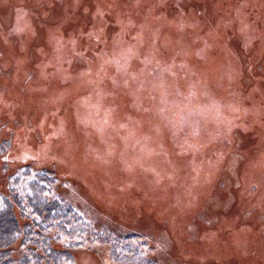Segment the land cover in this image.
Wrapping results in <instances>:
<instances>
[{"label":"rangeland","instance_id":"obj_1","mask_svg":"<svg viewBox=\"0 0 264 264\" xmlns=\"http://www.w3.org/2000/svg\"><path fill=\"white\" fill-rule=\"evenodd\" d=\"M239 10L250 28L247 40L239 33ZM118 12L134 17L130 29L121 31L119 21L124 17ZM146 12L153 15L150 22L154 24L150 25L159 24L161 15L168 20L183 17L190 24L186 34L191 49L200 39L194 41L191 35L208 40L207 55L197 57V61L215 93L225 98L233 89L246 105L261 108L259 114L253 109L247 116L233 118L228 142L214 143L223 148L218 171L211 186L197 193L196 202L190 206L182 200L175 202L176 188L165 178L156 185L159 190L149 191V174L143 167L155 168L139 160H132L128 170L122 168L118 155L124 149L120 139L115 140L119 152L110 156L101 151L106 163L102 164L103 158L96 161L84 151V135L71 113L76 98L88 91L76 82L75 75L89 65L87 72L95 75L99 51L119 33L132 38L135 28L145 23L142 14ZM18 22L24 25L20 29L16 27ZM100 25L102 32L97 36ZM165 25L175 28L169 21ZM55 38L60 39L62 51L57 57L60 51L55 48ZM180 38H184L180 31L163 35L160 49L170 52ZM71 46L73 50L69 51ZM137 56L128 59L118 73H112V66H108L107 75L111 77L102 82L105 96L99 106L103 107L115 93H124L123 101L128 103L124 113L119 101L114 103L110 114L108 110L109 120L137 115L146 108L135 98L138 93L120 90L136 86L133 72L143 65V60L136 61ZM229 63L235 67L232 78H227L223 69ZM58 67L67 71L66 77L56 74ZM121 72L124 74L119 75ZM111 80L120 86L115 88ZM0 96L6 103L0 111V191L10 195L29 176L46 172L54 183L49 197L59 196L70 203L93 225L88 241L72 250L76 264H224L226 259L235 264L236 258L243 257H247L245 264H264V0H0ZM138 106L143 110L138 111ZM46 110L49 112L44 117ZM57 116L66 120L65 131L43 137L42 130L49 129ZM22 129L31 147L48 143V152H56L57 158L53 153L52 160L40 152L17 154L21 140L16 132ZM149 131V151L168 157L167 163L181 165L191 153L184 149L177 154L162 126ZM125 151L130 153L129 149ZM150 159L156 161L155 166H163L158 159ZM174 176L176 183L182 180L180 173ZM104 181L114 194L109 206H103L104 199L111 197ZM66 241L53 245L62 250ZM15 247L18 259L25 249L19 244Z\"/></svg>","mask_w":264,"mask_h":264},{"label":"bare ground","instance_id":"obj_2","mask_svg":"<svg viewBox=\"0 0 264 264\" xmlns=\"http://www.w3.org/2000/svg\"><path fill=\"white\" fill-rule=\"evenodd\" d=\"M237 14H239L240 18L239 33L244 40H247L251 35L250 28L246 24L242 10H239ZM118 15L124 17L119 21L122 23L121 31L130 29L133 24L132 18L134 17H126L123 12H118ZM150 16H153L151 12L142 14V20L145 23H140V27L135 28L132 38L123 37L119 33L108 47H105L104 50L102 48L99 51L94 67L95 75H89L87 72L91 65L81 73L75 75L76 82L84 85L88 91L76 98V101L72 105L73 109L71 113L75 122L80 125L78 128L84 135V151L86 153L88 151L90 155H93L96 161H98L97 157L99 159L103 158L101 156L104 154L101 151L110 156L119 152L117 150L118 147L115 148V140L120 139L123 142L122 148L124 149L123 153L118 155L122 168L126 170L130 169L132 167V160L134 162L139 160L146 166L155 168L149 170L143 167L145 174H149V176H146L150 181L148 184L149 191H153L154 189L155 191L159 190L156 185L159 184L161 178H165L168 184L176 188L175 202L182 200L183 204L190 206L196 202L195 197L197 193L205 191L211 186L212 177L218 171L216 169L221 160L223 148L214 143L220 140L219 143L222 144L225 141L226 143L228 142L230 127L234 123L233 118L247 116L253 109L256 114H259L261 108L254 104L246 105L242 97L233 89L228 90L225 98L215 93L213 84L209 83L207 81L208 78L202 74L199 67L200 64L197 61V57L207 55L208 40L205 37L191 35L190 38L194 41L200 38L198 40L199 43L191 49L188 46L189 38L186 34V26L190 24L183 17L168 20V18L161 15L157 18L159 24L150 25L154 24L153 21L150 22L152 20ZM168 21L175 25V28L168 29L165 25ZM154 22L156 23V21ZM143 24H147V26L144 27ZM23 26L20 22L16 25L18 29ZM100 28L101 25L97 28V36L102 32ZM172 31H180L184 35V38H180L178 43L173 44L170 52H165L164 48L160 49L161 46L163 47L162 38L163 35ZM93 32L92 34H95L96 38V32ZM126 37L127 39L123 40ZM55 41V48L59 50L60 39L57 40L55 38ZM186 47L187 51H185ZM72 50L73 47L71 46L69 51ZM59 51L56 57L60 56L62 52L61 50ZM133 55H139L137 56L139 60L136 59V61L140 62L143 60L140 71L133 72L136 86L130 88V85H128L126 88L120 90L123 92L133 90L135 93L141 95L136 96L137 94H135V98L147 110L145 108L143 112V109L138 106L135 108L142 112L137 115L136 113L133 115L129 114L126 117L119 115L117 118L113 117L112 120H109L108 110L110 114L111 106L114 103L119 101L117 104L123 107V109L126 108L128 103L123 101L125 99L124 93H122V96L115 93L109 97L110 99L103 107H100L99 104L105 96L102 82L105 77H111V74L107 75L109 65L112 66V73H118V70ZM154 64V73L150 75L149 71ZM223 66V69L228 73H225L227 78H232L235 71L234 65L229 63ZM56 74L66 77L68 73L58 67ZM120 74L124 73L121 72ZM221 77H224V74ZM111 82L115 88L120 86L114 80H111ZM34 97L35 95H32V101H34ZM5 104L3 98L0 96V111ZM136 105L137 103L134 104V106ZM104 108L107 111L102 110ZM103 111L105 112L102 113ZM48 112V110L44 112V117ZM122 112L124 113L125 109ZM63 120L64 118L57 116L49 129L46 131L42 130L43 137L47 136L48 138V135H58L64 132V128L66 127ZM64 121L66 123V120ZM40 125L41 123L38 124L39 127ZM157 125L162 126L165 132H167V135H165L169 138L170 144L177 154L181 155L184 149L191 152L188 156H185L184 162L181 165L175 161L171 162V164L167 163L168 157L155 156L153 152L149 151L147 143L149 142V138L152 137L150 134L152 132L149 129ZM41 128H43V125H41ZM91 133L94 134L92 135ZM147 133H149V138ZM25 135V129H22L21 132H16V136L20 137L21 140L17 154L23 156L40 152L41 154H47L48 158L52 160L51 157L53 156L51 155L53 153L54 158H57L58 154L56 152H48V143L38 148L31 147L24 140ZM92 136L97 137V140L92 141ZM198 140H200L199 144L197 143ZM67 142L68 139L64 140L65 144ZM132 143L133 145L130 146ZM209 145L211 147H207ZM163 148H165V144H163ZM126 149H129L130 153L125 151ZM207 150H210V153H207ZM207 154H210L211 157H208ZM151 157L163 162V166H155L154 163L156 161L150 159ZM101 160H103L102 164L106 163V159L103 158ZM177 171L182 176V180L179 183L175 182L174 174L177 173V176L179 175ZM107 174L110 173L107 172ZM127 181L126 177L124 182L126 183ZM104 186L109 190L111 197L104 199L103 206H109L114 194L111 192L112 187L108 182L104 181ZM89 189L93 191L92 188L89 187ZM149 191L144 190L146 194ZM147 196L145 195V197ZM179 209H182L181 205H179ZM245 259L247 257L236 258L235 264H245ZM228 261L229 259H226L222 262L226 264ZM229 264H233V261H229Z\"/></svg>","mask_w":264,"mask_h":264},{"label":"trees","instance_id":"obj_3","mask_svg":"<svg viewBox=\"0 0 264 264\" xmlns=\"http://www.w3.org/2000/svg\"><path fill=\"white\" fill-rule=\"evenodd\" d=\"M52 185L41 171L10 195L0 191V264H76L72 250L88 241L93 225L70 203L49 197ZM63 239L65 249L55 248ZM16 244L25 249L18 259Z\"/></svg>","mask_w":264,"mask_h":264}]
</instances>
